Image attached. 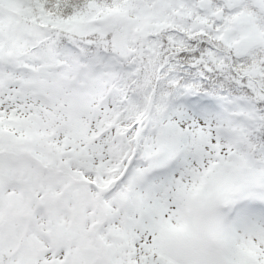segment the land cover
<instances>
[{
	"label": "snow or ice",
	"instance_id": "snow-or-ice-1",
	"mask_svg": "<svg viewBox=\"0 0 264 264\" xmlns=\"http://www.w3.org/2000/svg\"><path fill=\"white\" fill-rule=\"evenodd\" d=\"M0 264H264V0H0Z\"/></svg>",
	"mask_w": 264,
	"mask_h": 264
}]
</instances>
